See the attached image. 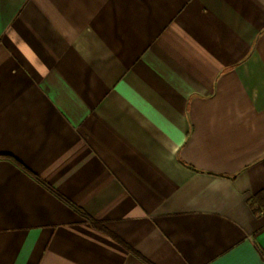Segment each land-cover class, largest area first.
I'll return each mask as SVG.
<instances>
[{"label":"crops","instance_id":"crops-1","mask_svg":"<svg viewBox=\"0 0 264 264\" xmlns=\"http://www.w3.org/2000/svg\"><path fill=\"white\" fill-rule=\"evenodd\" d=\"M263 194L264 0H0V264H264Z\"/></svg>","mask_w":264,"mask_h":264},{"label":"trees","instance_id":"trees-1","mask_svg":"<svg viewBox=\"0 0 264 264\" xmlns=\"http://www.w3.org/2000/svg\"><path fill=\"white\" fill-rule=\"evenodd\" d=\"M57 195H59L57 192H55ZM60 196V195H59ZM261 199L264 200V194L263 196H261ZM80 212H82L81 210H79ZM88 217V216H87ZM91 219V218H90ZM95 224L97 225V223L95 222Z\"/></svg>","mask_w":264,"mask_h":264}]
</instances>
